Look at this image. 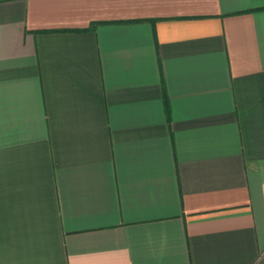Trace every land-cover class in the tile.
Listing matches in <instances>:
<instances>
[{
  "label": "crops",
  "instance_id": "crops-1",
  "mask_svg": "<svg viewBox=\"0 0 264 264\" xmlns=\"http://www.w3.org/2000/svg\"><path fill=\"white\" fill-rule=\"evenodd\" d=\"M0 264H264V0H0Z\"/></svg>",
  "mask_w": 264,
  "mask_h": 264
},
{
  "label": "trees",
  "instance_id": "trees-1",
  "mask_svg": "<svg viewBox=\"0 0 264 264\" xmlns=\"http://www.w3.org/2000/svg\"><path fill=\"white\" fill-rule=\"evenodd\" d=\"M166 111H167V113L169 115V107H168V103L167 102H166Z\"/></svg>",
  "mask_w": 264,
  "mask_h": 264
}]
</instances>
